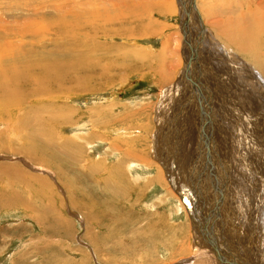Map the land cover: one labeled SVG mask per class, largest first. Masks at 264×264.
Returning <instances> with one entry per match:
<instances>
[{
    "label": "rangeland",
    "instance_id": "rangeland-1",
    "mask_svg": "<svg viewBox=\"0 0 264 264\" xmlns=\"http://www.w3.org/2000/svg\"><path fill=\"white\" fill-rule=\"evenodd\" d=\"M178 1L0 0V264H225L177 188L220 231L227 264H264V1L195 0L193 60ZM237 66L261 84L247 75L257 99L240 94V123ZM250 121L251 143L238 130ZM237 184L241 205H227Z\"/></svg>",
    "mask_w": 264,
    "mask_h": 264
},
{
    "label": "bare ground",
    "instance_id": "bare-ground-1",
    "mask_svg": "<svg viewBox=\"0 0 264 264\" xmlns=\"http://www.w3.org/2000/svg\"><path fill=\"white\" fill-rule=\"evenodd\" d=\"M186 2H183V0H179L178 2H179V9H180V11H181V6L183 5L184 6V9H187L188 10V6L189 5H191V3H192V9L193 10H195L196 8H197V6H196V2H195V0L192 2V0H185ZM264 1V0H263ZM170 2V1H169ZM261 3H264V2H262L261 1ZM168 4V3H167ZM174 4V3H173ZM162 7H164V6H162ZM259 7V6H258ZM262 7V6H261ZM257 8V7H256ZM166 9H167V6H166ZM169 9V8H168ZM264 9V8H263ZM133 10V9H132ZM198 10V9H197ZM256 10V9H255ZM254 11V10H253ZM185 13H186V11H184ZM199 12V11H198ZM249 12H251V9H250V11ZM261 12V11H260ZM260 12H258V13H260ZM94 13V12H93ZM97 13V12H96ZM131 13V12H130ZM197 13V12H196ZM257 13V12H256ZM257 13V14H258ZM76 15H78L77 13H75ZM136 14V13H135ZM95 15V14H94ZM124 15V14H123ZM193 15V14H192ZM242 16L244 15V14H241ZM249 15V14H248ZM247 15V16H248ZM251 15H253V14H251ZM250 15V16H251ZM96 16H98V15H96ZM121 16H122V13H121ZM263 16V15H262ZM107 17H108V14H107ZM113 17V16H112ZM117 17V16H116ZM198 17H199V21H201L202 22V20H201V17H200V14H198ZM245 17H246V15H245ZM115 18V17H114ZM197 18V17H196ZM251 17H249V18H247L248 19V21H249V19H250ZM105 20H106V18H104ZM109 19V18H108ZM119 19V18H118ZM244 19V18H243ZM115 20V19H114ZM184 20V19H183ZM245 21H246V19H244ZM87 21V20H86ZM80 22V21H79ZM93 22V21H92ZM106 22H107V20H106ZM242 22V21H241ZM250 22H252V21H250ZM260 22V21H259ZM88 23V22H87ZM108 23V22H107ZM195 23V22H194ZM203 23V22H202ZM245 23V22H244ZM253 23V22H252ZM148 25H149V23H147ZM237 24V23H236ZM250 24V23H249ZM248 24V25H249ZM254 24V23H253ZM72 25V24H71ZM193 25V24H192ZM238 25V24H237ZM237 25L235 26L236 28H234V30L233 31H237L238 29H241V25H239V26H241L240 28H238L237 27ZM74 26V25H73ZM152 26V25H151ZM84 27V26H83ZM148 27H150V26H148ZM257 27V26H256ZM260 27V26H259ZM72 28V27H71ZM196 28V27H195ZM205 28V27H204ZM258 28V27H257ZM206 29V28H205ZM205 29H204V31H205ZM187 30H190L189 28L187 29ZM252 30H254V29H252ZM251 30V31H252ZM251 31H249L250 33H251ZM257 31H258V29L254 32L253 31V33H254V35H255V33H257ZM261 31V33H262V30L259 28V32ZM238 32H239V30L236 32V34L234 33V32H228V34H227V36H228V38H229V40H232V41H235V40H237V41H239L240 39L239 38H241L239 35H238ZM243 32V31H242ZM203 33V32H202ZM222 33V32H221ZM249 33V34H250ZM38 34V33H37ZM61 34V33H60ZM224 34H226V33H224ZM224 34H222V35H224ZM245 34V31H244V33H243V35ZM247 34V33H246ZM229 35H231V36H229ZM248 35V34H247ZM251 35V34H250ZM249 35V36H250ZM260 35V34H259ZM242 36V35H241ZM246 36V35H245ZM257 36V35H256ZM66 37H67V35H66ZM214 37V36H213ZM239 37V38H238ZM244 37V36H243ZM251 37H253V36H251ZM206 38V37H205ZM232 38V39H231ZM245 38H247V40L246 41H250V38H248V37H245ZM255 38V37H254ZM259 36H257V39L255 40V41H258L259 39ZM66 39V38H65ZM209 39V38H208ZM239 39V40H238ZM252 39V38H251ZM237 41H235V42H237ZM241 41V40H240ZM239 41V42H240ZM243 41V40H242ZM253 41V40H252ZM229 42H231V41H229ZM254 42V41H253ZM36 43V42H35ZM203 43H204V45H208L209 43H207L206 42V40H205V42L203 41ZM231 43H234V42H231ZM240 43H243V46L242 45H238L237 44V48L240 46V48H241V46H242V48H243V50L246 48V46H249V44L247 45V44H244L245 42H240ZM249 43V42H248ZM251 44V43H250ZM253 44V43H252ZM252 44H251V46H252ZM255 44V43H254ZM260 45H261V43H259ZM38 45V44H37ZM210 45V44H209ZM208 45V46H209ZM236 45V44H235ZM101 46V45H100ZM207 46V47H208ZM216 46V45H215ZM251 46H250V48H251ZM264 46V45H263ZM74 48V47H73ZM194 48H196V47H194ZM239 48V49H240ZM241 48V49H242ZM258 48V47H257ZM54 49V48H53ZM77 49V48H76ZM259 51V50H258ZM260 51H262L261 49H260ZM264 51V50H263ZM62 53V52H61ZM77 53V52H76ZM80 54V53H79ZM46 55V54H45ZM259 55V54H258ZM8 56V55H7ZM42 56H44V55H42ZM47 56V55H46ZM55 56V55H54ZM9 57V56H8ZM10 57H11V55H10ZM14 57V56H13ZM36 57V56H35ZM82 57V56H81ZM46 58V57H45ZM89 58V57H88ZM259 58V57H258ZM16 59V58H15ZM58 59V58H57ZM78 59V58H77ZM87 59V58H86ZM90 59V58H89ZM100 59V58H99ZM8 60H10V59H8ZM44 60V59H43ZM46 60V59H45ZM52 60H54V59H52ZM92 60V59H91ZM40 61V60H39ZM51 61V60H50ZM55 61V60H54ZM63 61V60H62ZM80 61H81V59H80ZM85 61V60H84ZM97 61V60H96ZM53 62V61H52ZM58 62H61V61H58ZM83 62V61H82ZM115 62V61H114ZM196 62V61H195ZM11 63V62H10ZM42 63V62H41ZM41 63H40V65H41ZM45 63V62H44ZM57 63V62H56ZM256 63V62H255ZM258 63H259V61H258ZM38 64H39V62H38ZM53 64V63H52ZM62 64H63V62H62ZM82 64V63H81ZM102 64V63H101ZM198 64V63H197ZM35 65V64H34ZM34 65H32L31 67L33 68V67H35ZM42 65H43V63H42ZM58 65V64H57ZM64 65H66L65 64V62H64ZM70 65V64H69ZM87 65H88V63H87ZM121 65V64H120ZM119 65V66H120ZM131 65V64H130ZM36 66H37V63H36ZM49 66V65H48ZM100 66V65H99ZM4 67V66H3ZM78 67H80V66H78ZM113 67V66H112ZM242 67V66H241ZM37 68H39L38 66H37ZM73 68H75V67H73ZM83 68V67H82ZM108 68V67H107ZM237 68H239L238 69V71H237V73H236V77H234V80L232 81V82H234V83H232V86H233V88H232V90H238L237 92L239 93V103L241 102L242 103V105H240V104H237L236 106H238V107H235L234 109H237V110H235V111H233L234 113L236 112L238 115V117H236L237 119H238V123H240V122H242V120L241 119H243V118H239V117H241L242 115H241V113L242 112H245V110H244V108H243V102H245L244 101V98L243 97H241L240 96V94L241 95H244V96H247L248 98L250 97L251 99L253 98L254 100H256L257 99V97H255L254 96V90L253 89H249V87H248V84L246 83V77H247V75L250 77H254L255 76V74H254V72H251V71H249V69L247 68V71L246 70H244V68H240V67H238L237 66ZM11 69H14V67L13 68H11ZM29 69V68H28ZM40 70H41V67L39 68ZM38 69V70H39ZM45 69V68H44ZM56 69V68H55ZM16 70H18V69H16ZM15 70V71H16ZM21 70V69H20ZM30 70V69H29ZM34 70V69H33ZM32 70V71H33ZM45 70H47V68L45 69ZM51 70V69H50ZM101 70V69H100ZM115 70V69H114ZM196 70V69H195ZM261 70H263V69H261ZM2 71V70H1ZM6 71V70H5ZM12 71V70H11ZM19 71V70H18ZM26 71V70H25ZM31 71V72H32ZM34 71H36V70H34ZM33 71V72H34ZM58 71V70H57ZM82 71H83V69H82ZM81 70H80V72H82ZM107 71V70H106ZM200 72V74H196L197 72ZM198 71L197 72H195L194 71V74L193 75H190V77H196L197 79H198V77L199 78H201V71H202V68H199L198 69ZM42 72H43V70H42ZM46 72V71H45ZM108 72V71H107ZM239 72L241 73V76H240V74H239ZM11 73V72H10ZM13 73H14V71H13ZM18 75H19V73L18 72H16ZM15 73V74H16ZM59 73V72H58ZM63 73V72H62ZM61 73V74H62ZM71 73V72H70ZM203 73V72H202ZM235 73V72H234ZM244 73H246V74H244ZM6 74V73H5ZM4 74V72H3V78H6L5 76H7V75H5ZM14 74V75H15ZM28 74V73H27ZM32 74V73H31ZM38 74V73H37ZM44 74V73H43ZM52 74V73H51ZM80 75H79V77L81 76V73H79ZM87 74V73H86ZM205 74V73H204ZM228 74V73H227ZM5 75V76H4ZM10 75V74H9ZM13 75V76H14ZM50 75V74H49ZM69 75V74H68ZM185 75V74H184ZM187 75V74H186ZM238 75H239V78H238ZM31 77L32 75H28V76H26L27 78L28 77ZM36 76V75H35ZM61 76V75H60ZM86 76V75H85ZM204 76V75H203ZM259 76V75H258ZM263 76V75H262ZM12 77V76H11ZM22 77V76H21ZM34 77V76H33ZM51 77V76H50ZM62 77V76H61ZM88 77V76H87ZM181 77H183V79L185 80V76H181ZM190 77H189V80H190ZM41 78H42V76H41ZM45 78V77H44ZM56 78V77H55ZM94 78V77H93ZM230 78V77H229ZM248 78V77H247ZM255 78V77H254ZM15 79H16V76H15ZM14 79V80H15ZM22 79L24 80V78L22 77ZM38 79V78H37ZM65 79V78H64ZM70 79V78H69ZM68 79V80H69ZM79 79V78H78ZM84 79V78H83ZM87 79V78H86ZM202 79V78H201ZM208 79V78H207ZM239 79H240V81H239ZM250 79V78H249ZM256 79V78H255ZM254 79V80H255ZM4 80H6L7 81V78L6 79H4ZM9 80H10V78H9ZM27 80V79H26ZM26 80L25 81H23V82H26ZM50 79H48V81H49ZM53 80H54V77H53ZM91 80V79H90ZM181 80H182V78H181ZM180 80V81H181ZM196 80V79H195ZM248 80V79H247ZM1 81V80H0ZM10 81H13V80H10ZM41 81V80H40ZM55 81H56V79H55ZM55 81H53V83L55 82ZM59 81V80H58ZM64 81V80H63ZM201 81V80H200ZM256 81H257V83L259 84L260 82L256 79ZM21 82V81H20ZM30 82V81H29ZM35 82V81H34ZM41 82H44V81H41ZM40 82V83H41ZM46 82V81H45ZM51 82V81H50ZM71 82H77V80L74 78H72V80H70V83ZM80 82V81H79ZM249 82V81H248ZM6 83V82H5ZM8 83V82H7ZM15 83V82H14ZM13 83V84H14ZM18 83V82H17ZM40 83H38V84H40ZM47 83V82H46ZM63 83V82H62ZM192 83V82H191ZM256 83V82H255ZM254 83V84H255ZM8 84H10V83H8ZM16 84V83H15ZM14 84V85H15ZM50 84V83H49ZM48 84V85H49ZM57 84H58V82H57ZM92 84V83H91ZM181 84V83H180ZM194 84V83H193ZM1 85V84H0ZM21 85V84H20ZM26 86H27V84H25ZM35 85V84H34ZM51 85H52V83H51ZM53 85H55V84H53ZM53 85L51 86V87H53ZM61 86H62V84H60ZM59 85V86H60ZM89 85H90V83H89ZM192 85V84H191ZM195 85V84H194ZM259 85H261V84H259ZM5 86V85H4ZM7 86V85H6ZM19 86V85H18ZM21 86H23V85H21ZM41 86V85H40ZM77 86V85H76ZM196 86V85H195ZM199 86H200V84H199ZM251 86V85H250ZM256 86V85H255ZM258 86V85H257ZM10 87V86H9ZM14 87H17V86H14ZM36 87V86H35ZM42 87V86H41ZM47 86H45V88H46ZM49 87H50V85H49ZM50 87V88H51ZM71 87L73 88V87H75V84H74V86H72V84H71ZM70 87V88H71ZM175 87V86H174ZM178 91H179V89H180V85H178ZM224 87V86H223ZM263 87V86H262ZM23 88H26L25 86L23 87ZM23 88H22V90H23ZM42 88H44V84H43V87ZM41 88V89H42ZM57 88V87H56ZM62 88V87H61ZM64 88H65V86H64ZM69 88V89H70ZM87 88V87H86ZM1 89V88H0ZM7 89V88H6ZM15 89V88H14ZM18 89V88H17ZM31 89V88H30ZM67 89V88H66ZM88 89V88H87ZM91 89V88H90ZM89 89V90H90ZM177 89V88H176ZM229 89V88H228ZM3 90V89H2ZM11 90V89H10ZM10 90H8V91H10ZM18 90H20V87H19V89ZM35 90V89H34ZM44 90V89H43ZM47 90L48 91H50L48 88H47ZM58 90V89H57ZM62 89H60V91H61ZM84 90V89H83ZM207 90V89H206ZM215 90V89H214ZM227 90V89H226ZM247 90H249V95H247L246 94V92H247ZM13 91V90H12ZM21 91V90H20ZM19 91V92H20ZM23 91H25V90H23ZM31 91V90H30ZM45 91V90H44ZM47 91V92H48ZM16 92V91H15ZM28 92H29V90H28ZM36 92H38V90H36ZM47 92L45 93L44 92V94H47ZM217 92H219V91H217ZM263 92V91H262ZM18 93V92H17ZM22 93V92H21ZM27 93V92H26ZM30 93V92H29ZM41 93V92H40ZM49 93V92H48ZM52 93V92H51ZM197 93H198V91H197ZM197 93H195V94H197ZM221 93V92H220ZM230 93V92H229ZM19 94V93H18ZM31 94V93H30ZM34 94V93H33ZM205 94V93H204ZM203 94V95H204ZM207 94V93H206ZM9 95V94H8ZM17 95V94H16ZM38 95V94H37ZM234 95V94H233ZM11 96V95H10ZM18 96V95H17ZM30 96V95H29ZM8 97V96H7ZM27 97V96H26ZM207 97V96H206ZM236 97V96H235ZM8 98H10V97H8ZM15 98V97H14ZM14 98H12V99H14ZM203 98H204V96H203ZM238 98V97H237ZM247 98V99H248ZM259 98V97H258ZM23 99H24V97H23ZM35 99V98H34ZM235 99V98H234ZM29 100V99H28ZM196 100V99H195ZM202 100V99H201ZM205 100V99H204ZM250 100V99H249ZM254 100H253V102H254ZM20 101V100H19ZM22 101V100H21ZM24 101V100H23ZM200 101V100H199ZM206 101V100H205ZM209 101V100H208ZM207 101V102H208ZM251 101V100H250ZM18 102V101H17ZM195 102V101H194ZM206 102V103H207ZM211 103H212V101H210ZM252 102V103H253ZM3 103V105H5V106H9L10 104H9V100H7V101H3L2 102ZM203 103V102H202ZM201 103V104H202ZM209 103V102H208ZM246 103V102H245ZM21 105L22 103L21 102H19V103H15L14 101H13V103L11 104V106L13 107V106H15V105ZM247 104V103H246ZM251 104V103H250ZM249 104V105H250ZM253 104H255V102L253 103ZM209 105H210V103H209ZM213 105V104H212ZM258 105H260L259 104V102H258V100H257V102H256V107H254V105H253V107H254V112L255 113H257L258 111L257 110H259V107H258ZM203 106V105H202ZM244 106H246V105H244ZM262 106V105H261ZM210 107V106H209ZM208 107V108H209ZM214 107V106H213ZM15 108V107H14ZM231 108V107H230ZM248 108V107H247ZM256 108V109H255ZM214 109H216V108H214ZM232 109V108H231ZM245 109H246V107H245ZM0 110H2V112L3 111H6V108H3V107H0ZM247 110V109H246ZM199 111V110H198ZM230 112V111H229ZM200 113V112H199ZM218 113V112H217ZM217 113H215V114H217ZM201 114V113H200ZM194 115H196L195 113H194ZM256 115H259V113H257ZM264 115V114H263ZM223 116V115H222ZM199 117V116H198ZM217 117V116H216ZM251 117V116H250ZM211 119V118H210ZM217 119H218V117H217ZM160 120V119H159ZM213 120H214V117H213ZM236 120V119H235ZM162 121V120H161ZM246 121V120H245ZM198 122V121H197ZM215 122V121H214ZM217 122V121H216ZM251 122V124H248V127L245 129V131H243L244 129H243V125H244V123H242L241 124V127H239L238 128V130L240 129L241 131H242V133L248 138V139H250L249 141H250V143H251V140H252V138L251 137H256V138H259V136H257V135H253V134H255L254 133V130H256V129H254V126H257L256 124H255V122H252V121H250ZM188 123V122H187ZM205 123V122H204ZM206 124V123H205ZM246 124V123H245ZM258 124V123H257ZM39 125V124H38ZM226 127V126H225ZM257 127H259L258 129L260 130L259 132L261 133L260 135L261 136H263L264 137V127H262L261 125H258ZM40 129V128H39ZM185 130V129H184ZM22 131V130H21ZM217 131V130H216ZM221 131V130H220ZM237 132V131H236ZM259 134V133H258ZM20 135V134H19ZM211 138V137H210ZM185 139V138H184ZM212 140V139H211ZM198 141V140H197ZM34 142H36V141H34ZM33 142V143H34ZM228 142V141H227ZM45 143V142H44ZM258 144H259V141H258ZM34 145H36V143H34ZM42 145V144H41ZM48 145V144H47ZM251 145V144H250ZM256 145H257V143H256ZM164 146V145H163ZM31 147H34V146H31ZM199 147V146H198ZM259 148V147H258ZM262 148H263V150H264V145L262 144V147H261V152H262ZM33 149V148H32ZM43 149V148H42ZM48 150V149H47ZM28 151V150H27ZM57 151V150H56ZM131 151V150H130ZM31 152V151H30ZM45 152V151H44ZM46 153H48V152H46ZM263 153V152H262ZM29 154V153H28ZM240 154V153H239ZM264 154V153H263ZM185 157V156H184ZM180 158V157H179ZM179 160H181V159H179ZM182 161V160H181ZM262 161H264V156H263V158H262ZM177 164V163H176ZM179 164V163H178ZM181 167V166H180ZM261 168V167H260ZM263 168H264V163H263ZM177 169V168H176ZM179 169V168H178ZM181 169V168H180ZM183 170V169H182ZM180 171V170H179ZM178 171V172H179ZM184 171V170H183ZM181 172V171H180ZM182 174V173H181ZM262 176H264V175H262ZM248 177H250V176H248ZM208 178V177H207ZM231 178V177H230ZM183 179V178H182ZM187 180V179H186ZM44 181V180H43ZM171 184L173 183L172 181L170 182ZM185 183V182H184ZM183 183V184H184ZM264 184V183H263ZM173 186V185H172ZM205 187V186H204ZM175 188V187H174ZM183 189H184V187H182ZM188 188V187H187ZM193 184L191 185V193H192V195H193ZM239 189L238 191L236 190V192H235V195H233V196H230V199L229 198H227L226 200V203H227V205L229 204V202H235L236 201V203L238 204V205H241V199H240V196H242V194H241V191H240V186H239V184H237L236 186H235V189ZM260 188V187H259ZM200 189H202V187H200ZM175 190H176V188H175ZM178 190V191H177ZM177 192L179 193L180 192V196L181 197H184V199H185V201H186V208H187V210H188V213H189V215H190V217H191V219H192V221H193V224L198 228V231H199V227H200V230H201V232H202V238H204L206 241L205 242H208L209 241V243H208V246L207 247H209L210 248V244H211V237H215V238H212L213 239V241H212V244L214 245V247H213V249H214V251H215V254H216V256L221 260V261H223V263H225V264H227L224 260H228V255H227V253H225V251H223V247H222V243L221 242H219L220 240L218 239V232H220V231H218V229H217V227H215L213 224H212V222L210 221V218H208L205 214H202V212H199L200 210V208L198 209V205L199 204H201V203H199V202H197V200H195V199H193L194 200V204L192 203V201H191V197H190V195H189V192L188 193H185L184 191L182 192V191H180L178 188H177ZM201 191V190H200ZM244 192V191H243ZM190 193V194H191ZM226 193V192H225ZM244 194V193H243ZM208 195H209V193H208ZM209 197H210V195H209ZM221 197V196H220ZM229 197V196H228ZM201 198H202V201H204V200H206V196L205 195H203L202 194V196H201ZM210 199H211V197H210ZM240 199V200H239ZM242 199H244L243 197H242ZM223 200V197H222V199H221V201ZM198 201H201L200 199H198ZM220 201V200H219ZM225 201V200H224ZM196 202L198 203V205L196 204ZM211 202V201H210ZM221 204V203H220ZM243 204V203H242ZM207 205H209V203H207ZM189 207V208H188ZM224 207H225V205L222 207V209H220V210H218V212L217 213H221V215H224V212H223V209H224ZM208 208V207H207ZM219 217L220 216H218V217H216L217 218V221H219ZM195 220H196V223H195ZM214 220V219H213ZM222 230V229H221ZM215 233V234H214ZM205 235H208V240H207V238L205 237ZM221 235V234H220ZM216 244H217V246H216ZM219 244V245H218ZM223 257V258H222ZM235 257V256H234ZM235 260V259H234ZM234 260H232L231 261V264H235L236 262L234 261ZM238 262V261H237Z\"/></svg>",
    "mask_w": 264,
    "mask_h": 264
},
{
    "label": "water",
    "instance_id": "water-1",
    "mask_svg": "<svg viewBox=\"0 0 264 264\" xmlns=\"http://www.w3.org/2000/svg\"><path fill=\"white\" fill-rule=\"evenodd\" d=\"M193 1L194 0H192V2ZM183 2H186V1L183 0ZM192 13H193V9H192V3H191V5L188 6V10H186V16H185L184 20L183 19L181 20V30L184 34V44L187 46V48L189 50V60L195 59L198 55L197 50L193 46H191L192 43H190L191 42L190 41V35L188 36V30H187V27L189 28V23L192 21ZM1 159H10V158L3 157ZM183 200L186 204L185 199H183ZM199 229H200V227H199ZM228 252H230L231 256L233 255V254H231L232 253L231 251H228Z\"/></svg>",
    "mask_w": 264,
    "mask_h": 264
},
{
    "label": "crops",
    "instance_id": "crops-1",
    "mask_svg": "<svg viewBox=\"0 0 264 264\" xmlns=\"http://www.w3.org/2000/svg\"><path fill=\"white\" fill-rule=\"evenodd\" d=\"M166 5V4H165ZM166 9V8H165Z\"/></svg>",
    "mask_w": 264,
    "mask_h": 264
}]
</instances>
